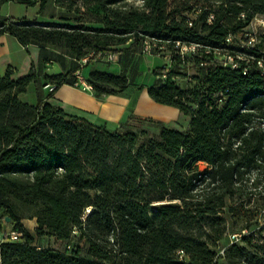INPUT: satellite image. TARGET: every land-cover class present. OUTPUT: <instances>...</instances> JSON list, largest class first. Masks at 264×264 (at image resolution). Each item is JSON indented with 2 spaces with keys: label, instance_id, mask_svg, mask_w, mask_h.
<instances>
[{
  "label": "trees",
  "instance_id": "trees-1",
  "mask_svg": "<svg viewBox=\"0 0 264 264\" xmlns=\"http://www.w3.org/2000/svg\"><path fill=\"white\" fill-rule=\"evenodd\" d=\"M7 1L41 8L47 2L0 5ZM54 2L79 18L0 15V35L40 47L26 74L14 77L11 65L0 71V264H264V225L257 227L264 204L257 207V231L230 244L235 230L224 215L227 199H264V77L256 63L264 50L239 39L264 16V0ZM146 41L150 54L166 58L151 69L147 93L188 115L186 129L151 119L157 128L151 132L134 123V113L110 128L41 97L46 83L55 86L46 98L72 85L83 56L90 55V65L100 54ZM183 43L198 48L181 54ZM51 48L71 56L69 69L43 72L48 61L64 58ZM189 69L196 74L182 87L177 78ZM86 78L97 96L118 94L129 83L124 74L98 69ZM31 82L33 104L19 98ZM34 217L36 236L66 247L34 244L22 223ZM11 231L21 234L11 240Z\"/></svg>",
  "mask_w": 264,
  "mask_h": 264
},
{
  "label": "rangeland",
  "instance_id": "rangeland-1",
  "mask_svg": "<svg viewBox=\"0 0 264 264\" xmlns=\"http://www.w3.org/2000/svg\"><path fill=\"white\" fill-rule=\"evenodd\" d=\"M129 2H133L134 4L139 3V1ZM0 15L14 18H36L40 22L59 21L60 16H70L72 19L79 18V16L75 15L72 11H67L64 8L57 6L54 0H47L43 8L40 7L38 2L33 5H26L16 1H7L0 5ZM245 31L246 32L239 35L240 44L250 45L249 35H253L255 41L251 44L257 46L261 50H264V16H257L253 18L251 23L245 28ZM142 47V43L140 42L133 50L130 51L111 52L110 57L102 54L100 59H97L93 64H85L83 66V75L87 77L91 69L97 68L98 70L124 74L128 77L129 83L127 88L120 91L116 96H111L112 100L115 102L113 107L115 109L117 108V102H127V108L122 116L123 119L128 117L130 113H134L137 116L133 120L134 123L138 126L147 127L151 132L157 131V128L151 124V119L153 121L159 120L164 125L170 127L186 129L189 122L188 115L182 113L175 106L156 102L148 95L147 87L155 80V76L151 73V69L166 63V58L156 54L144 52ZM194 74H196L195 71L193 69H189L186 76L177 78V80L182 87H188L192 84L191 79ZM86 91L90 92L99 99H103L107 96L103 94L98 96L95 95L92 86ZM59 93L60 95H63L65 92L61 90ZM65 98L66 99L63 101L67 103L71 102V104H76L77 102L86 105L90 104V102L85 101L81 97L66 96ZM56 99L53 98L52 103L59 106L60 104ZM21 100L28 103H34L36 101L35 91L28 89L22 95ZM79 113L87 116L90 120L99 124H104L105 122L108 124L109 122V120L106 121L101 119L99 116H92L85 112V110H80ZM205 167V163H199L200 169H204ZM226 202L227 205L224 209V215L230 229L237 231L242 227H247L249 230L255 232L257 231V228L254 225L258 215V213H256L257 207L264 204V199L257 196L255 199H244L242 202L231 199H227ZM230 206H232L233 210L229 209ZM245 209H248V211H245ZM76 242L77 240L73 239L70 244L71 247ZM47 245L55 246L60 249H64L66 247V244L63 241H56L53 238H48Z\"/></svg>",
  "mask_w": 264,
  "mask_h": 264
},
{
  "label": "crops",
  "instance_id": "crops-1",
  "mask_svg": "<svg viewBox=\"0 0 264 264\" xmlns=\"http://www.w3.org/2000/svg\"><path fill=\"white\" fill-rule=\"evenodd\" d=\"M51 49H53L57 53L63 54L64 58L60 61L57 60L56 58L48 61L45 67L43 68V72L47 74H56V73L64 72L67 69H69L72 59L71 56L66 54V51L64 49L61 48H51ZM39 51H40V47L38 45L30 44L25 47L21 45L14 36L6 33L1 34L0 35V71H4V69L8 65H11L12 68L14 69V74H13L14 77H19L26 74L32 62L35 65H37L39 61ZM93 69H97V68H93ZM28 89L35 91L36 99H37V93L35 90L34 83L31 82L27 86L26 91ZM61 90L64 91L66 94L64 93L63 95H60L59 92ZM25 92L19 94L20 99ZM40 93L43 100L49 101L51 103L53 102L52 100L53 98L55 99L57 98L56 100L59 102L60 104L59 106L61 108H64L68 113L80 115L90 120L87 116H84L83 114L81 115L79 113L80 110H85V112H87L92 116H99L101 119H104L106 121L109 120L108 124L106 122L104 124L110 128L117 127L122 121H124L127 118V117L125 119L122 118L125 109L127 108L126 101H122L121 103L117 102V108L116 109L113 108L115 102L112 100L111 96L113 95L116 96L117 94L107 95L103 99L102 98L99 99L96 98L90 92H87L86 90H83L81 88L73 87L70 84H62L61 86L56 88L53 95L48 98H46L48 94V89L42 87L40 89ZM66 96L81 97L85 101L90 102V104L86 105L78 102L76 104L75 103L71 104V102L67 103L63 101L64 99H66L65 98ZM92 122L96 123L94 121ZM22 223L24 228L34 235V244H36L38 247H53L60 249L55 246L47 245L48 238L55 239L53 236L44 235L38 237L35 235L34 229L37 225L35 217L23 218ZM1 236L2 233L0 232V239ZM56 241H60V240H56Z\"/></svg>",
  "mask_w": 264,
  "mask_h": 264
},
{
  "label": "built area",
  "instance_id": "built-area-1",
  "mask_svg": "<svg viewBox=\"0 0 264 264\" xmlns=\"http://www.w3.org/2000/svg\"><path fill=\"white\" fill-rule=\"evenodd\" d=\"M212 15L209 16V19H211ZM231 39V36H228L227 40H230ZM254 36L253 35H249V44L250 46H252V42H254ZM179 50H180V53L181 54H184V53H192V52H195L198 48V45L197 44H180L179 45ZM143 51L144 52H147V53H150L151 51V47L149 45V43L146 41L144 46H143ZM105 55H107V57H110V52L108 53H103ZM102 56V54L99 55V57L97 59H100V57ZM90 55H86V56H83L82 58H80L78 60V63H79V67L73 72V75H74V81L72 83V86L73 87H76V88H81L83 90H89L91 88V84L89 83V81L87 80V78L83 75V72H82V68L83 66L87 63L88 59H89ZM220 60H223L224 64L228 63V64H231L232 67L235 66V63H233L232 61V58L231 57H228V60L225 59H221V57H219ZM257 66L259 67L260 69V74L262 77H264V55H262L261 58H259L257 61ZM54 84H51V83H46L43 88H46L48 90H52L54 89ZM262 225H264V209L261 210V214H260V217H259V223H258V228L261 227ZM250 233V230H248L247 228H242L241 230L239 231H234V232H230L228 234V242L229 244L230 243H233V242H237L240 240L241 236L242 235H247ZM21 234V231H11L9 233V238L11 240H16L19 235ZM224 248L225 247H222L220 248V251L219 253L223 254L224 252Z\"/></svg>",
  "mask_w": 264,
  "mask_h": 264
},
{
  "label": "water",
  "instance_id": "water-1",
  "mask_svg": "<svg viewBox=\"0 0 264 264\" xmlns=\"http://www.w3.org/2000/svg\"><path fill=\"white\" fill-rule=\"evenodd\" d=\"M6 220H9V217H6Z\"/></svg>",
  "mask_w": 264,
  "mask_h": 264
}]
</instances>
